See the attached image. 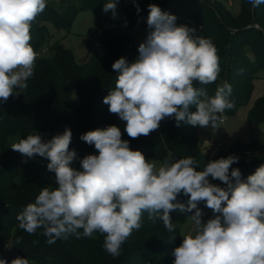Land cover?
Here are the masks:
<instances>
[{
  "label": "clouds",
  "instance_id": "obj_1",
  "mask_svg": "<svg viewBox=\"0 0 264 264\" xmlns=\"http://www.w3.org/2000/svg\"><path fill=\"white\" fill-rule=\"evenodd\" d=\"M118 0L102 9L116 15ZM135 3V0H133ZM253 7L264 0H249ZM47 0H0V100L7 101L15 88H26L33 75L37 53L30 44V28L46 8ZM137 5V12H139ZM147 25L151 31L139 45L134 62L117 59L115 88L103 98L108 110L126 122L130 138L148 136L160 122L174 118L191 126L216 128L223 113L234 108L232 88L225 82L213 97L201 85L214 83L219 75V57L210 38L196 35L187 25L177 26L175 15L148 5ZM196 111H189L190 106ZM80 139L94 145L98 155L80 160L70 150L72 132L44 141L40 134L28 135L11 149L27 159H47V169L55 173L56 187L42 188L34 203L17 215L19 228L34 234L43 228L48 244L69 234L92 237L104 235V249L113 257L133 230L141 227L143 213L163 221L175 230L170 213L193 212L188 218L194 232L183 236L172 252L173 264H264V164L242 179L238 168H231L238 157L229 155L196 170L193 157L165 160L159 167L139 150H131L115 125L87 131ZM27 162V160H25ZM231 168V171H230ZM209 177L225 187L210 183ZM183 193L187 204L177 201ZM204 202L213 218L202 221L198 205ZM162 210V215L160 214ZM0 264L8 262L0 258ZM11 264H30L17 257Z\"/></svg>",
  "mask_w": 264,
  "mask_h": 264
},
{
  "label": "trees",
  "instance_id": "obj_2",
  "mask_svg": "<svg viewBox=\"0 0 264 264\" xmlns=\"http://www.w3.org/2000/svg\"><path fill=\"white\" fill-rule=\"evenodd\" d=\"M105 1L110 2L59 0L57 4L47 3L30 28V44L37 57L48 45L49 25L58 31L68 30L80 12ZM127 1H119L124 30L91 29V36L101 44L103 52L98 49L86 60L78 62L59 42L51 48L50 59L38 62L33 75L26 81V88H15L7 101L0 100V245L11 249L6 257L8 264L17 257L27 258L30 264H173L172 252L182 243L181 226L195 210L191 213L172 211L170 216L175 228L172 232L164 227L159 214L155 219H149V214L143 213L140 229L133 230L121 246L119 257L106 252L104 235L99 232L84 237L80 229L79 237L69 234L66 239H57L50 245L43 228L28 234L19 228L16 219L29 203L35 202L42 188L52 189L57 185L55 173L47 169V159L39 156L27 159L11 149L9 139L17 135L26 138L40 134L47 141L69 128L72 132L69 147L77 154L72 167L79 170L81 159L90 154L98 155L94 145H88L80 136L111 125L119 128L116 114L109 112L103 98L115 88L118 72L112 69V64L122 57L132 63L139 55L132 30L139 27L151 31L147 25L149 4H156L162 11L175 15L177 25L193 23L196 35L211 39L219 57L218 78L208 85L195 82V86L204 88L208 96L213 97L219 86L225 82L230 84V100L235 106L226 110V114L235 113L249 101L254 82L264 71V32L252 26L264 25V4L253 7L249 0H241V12L235 17L218 1ZM189 111L195 112V106H190ZM248 122L251 125L264 123V97L249 111ZM121 133L122 139L129 141L131 150L141 151L147 160L193 157L196 170L201 171L211 157L200 140L199 126L184 121L177 126L174 118L162 120L159 128L148 136L133 139L126 132ZM229 155L238 157V162L231 168H238L242 179H246L264 164V141L239 143L229 152L218 155L217 159ZM217 185L225 187L219 180ZM188 199L183 193L177 197V201L185 205ZM203 203L198 207L201 208Z\"/></svg>",
  "mask_w": 264,
  "mask_h": 264
},
{
  "label": "rangeland",
  "instance_id": "obj_3",
  "mask_svg": "<svg viewBox=\"0 0 264 264\" xmlns=\"http://www.w3.org/2000/svg\"><path fill=\"white\" fill-rule=\"evenodd\" d=\"M119 1L124 2L125 0H118L116 7L115 17L112 14V11L109 10L107 13L103 12L102 9L104 5L108 2H102L95 5L93 8L80 12L71 27L68 30L58 31L52 25H49V41L48 45L44 50L40 51V55L36 57L34 70L37 67L39 61L47 60L52 57L51 48L59 42H61L66 49H68L76 59V61L81 62L86 60L87 56L94 51L98 50L96 48V40L91 36V29L93 28H102L110 29V25L113 22L122 23L123 22V12L122 5ZM139 1V0H135ZM210 2H222L232 13L233 16L237 17L241 12V0H207ZM59 0H47V3L57 4ZM127 2H132L128 0ZM261 7V6H260ZM180 25H190L186 23H181ZM179 26V25H177ZM256 29L262 30L264 32V25L255 24L252 25ZM149 33L148 30L143 28H134L132 30V36L136 44V48H139V45L144 42ZM101 50V49H100ZM102 51V50H101ZM103 52V51H102ZM73 97L77 101V95L75 89H73ZM264 97V71H262L258 78L254 82V89L249 101L239 107L235 113H227L225 117V123L219 122L216 128L212 127H200V138L204 143L205 149L212 153L210 161L217 160V156L221 153L229 152L237 144L244 143L249 144L254 140L264 141V123L251 125L248 122V114L251 108L255 105L257 100ZM117 123L122 132L125 131L126 122L122 121L117 115ZM25 139L24 137L17 135L9 139V143L13 145L18 143L19 140ZM150 162H155L157 167L165 160H176L172 156H169L163 161H156L148 159ZM210 183L218 184V180H213L209 177ZM203 212L202 221L207 222L208 219L213 218V212L211 209H208L205 206V203L200 208ZM191 213L189 216L193 215ZM188 216V217H189ZM194 223L187 218L185 223L181 226V238L189 233L194 232ZM11 249L9 247L3 248L0 245V258L6 260L7 255Z\"/></svg>",
  "mask_w": 264,
  "mask_h": 264
},
{
  "label": "built area",
  "instance_id": "obj_4",
  "mask_svg": "<svg viewBox=\"0 0 264 264\" xmlns=\"http://www.w3.org/2000/svg\"><path fill=\"white\" fill-rule=\"evenodd\" d=\"M190 28H194L196 30L195 25L193 23H191V22H190ZM111 29L112 30H116V31L124 30L125 29V24L124 23H122V24H113L111 26ZM195 34H196V32H195ZM95 44H96V48L97 49H101L102 46H101V44L99 42H96ZM222 115H223L224 119L222 120L221 123H225L226 112H224Z\"/></svg>",
  "mask_w": 264,
  "mask_h": 264
},
{
  "label": "crops",
  "instance_id": "obj_5",
  "mask_svg": "<svg viewBox=\"0 0 264 264\" xmlns=\"http://www.w3.org/2000/svg\"><path fill=\"white\" fill-rule=\"evenodd\" d=\"M122 12H123V9H122ZM123 23V22H122ZM122 23H115V22H113L112 21V23H111V25H110V27L109 28H111V26L113 25V24H122ZM188 25H190L189 23H188ZM102 29V28H101ZM200 140H201V138H200ZM202 142V141H201ZM203 143V142H202ZM203 145H204V143H203ZM213 154L211 153V156H212Z\"/></svg>",
  "mask_w": 264,
  "mask_h": 264
}]
</instances>
